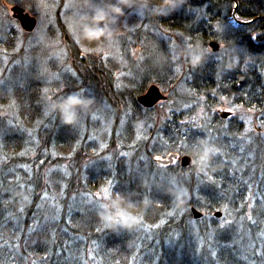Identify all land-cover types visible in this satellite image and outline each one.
<instances>
[{"label": "trees", "instance_id": "16d2710c", "mask_svg": "<svg viewBox=\"0 0 264 264\" xmlns=\"http://www.w3.org/2000/svg\"><path fill=\"white\" fill-rule=\"evenodd\" d=\"M147 2L152 8L160 0ZM233 5L183 0L167 14L162 9L147 14L161 33L149 34V45L167 58L160 68L147 67L148 59L130 64L121 55L104 60L89 53L99 40L92 35L89 40L78 35L81 44L65 37L64 50L55 48L58 59L48 60L52 23L18 45L24 34L0 12V25L13 22L0 33V264H264L263 140L249 145L250 158L232 159L246 136L242 110L259 117V131L264 128V19L230 25ZM187 9H197L199 21ZM237 16L242 21L264 16V0H236ZM208 41L221 43L230 55L237 49L238 65L207 53ZM180 44L210 58L193 69ZM173 54L178 60L166 65ZM38 62L47 68L43 77ZM175 63L187 70L191 85H180L184 76L179 81L171 76ZM237 75L251 102L241 103L244 93L229 86ZM25 77L27 86L20 88ZM150 82L164 91L176 82L183 90H170V116L157 124L155 109L136 102ZM68 95L93 100L89 113L78 110L72 127L47 112L48 99ZM223 104L235 111L232 119L214 112ZM199 109L208 115L206 124L197 122ZM205 146L216 153L203 172L193 163L181 167L154 159L169 154L197 159ZM181 189L188 199L177 206L172 194ZM117 196L121 208L139 217L137 227L101 226L98 217L115 214ZM191 207L203 217L193 218ZM225 221L230 223L221 229Z\"/></svg>", "mask_w": 264, "mask_h": 264}, {"label": "rangeland", "instance_id": "374dc122", "mask_svg": "<svg viewBox=\"0 0 264 264\" xmlns=\"http://www.w3.org/2000/svg\"><path fill=\"white\" fill-rule=\"evenodd\" d=\"M44 2L48 5V7L42 10L41 21L39 24H36L34 33H24L23 31H21V28L18 26L17 21L14 20L19 32L21 31L24 34L22 36L20 35L21 36L20 39L16 40L18 42V45L23 44L24 42H27L28 40L32 39L31 38L32 34L38 35L44 32L45 29L48 27V25L52 23L53 25L52 35L54 36H52V41L49 42V47L50 50L52 48L51 56L53 57L55 56V54H58V52H56V49L57 50L59 49V53H60L66 47V44L64 42L65 37L70 39L74 44H81L78 35H81L80 37L82 39L88 38V40L92 35L93 37H95L96 40L98 39L99 40L98 42H95L90 47H88L86 50H88L89 53L101 54V57L104 60L112 59V56L117 60V58L121 55L126 60L128 58H131V60L128 61L130 64H132L131 61L134 62L137 61V64H140L144 61V59H148L150 63L147 65V67L153 65L156 67L158 66V68H160L161 65L164 63V61L167 59V58L166 59L160 58L157 49L154 50V47H151L149 45L150 44L149 41L151 40V39L149 40L150 38L149 34L151 33L156 35L158 33L159 35L161 34L159 32L160 30L156 29L152 22L150 21L149 23L147 22L148 20L147 14L155 15L158 12V10L161 9L158 7L157 4L151 8L147 0H134L131 7L124 8L122 10L121 15L115 16L110 12V8L116 6V0H44ZM69 4L71 5L70 7H65V5H69ZM11 6H18L24 10V8L19 3V0H0V12L6 15V17L11 18V12H10ZM176 9H178V7ZM162 10H165L164 11L165 14L170 12V10L167 8H164ZM26 11L27 9L24 10V12ZM186 12L187 14L189 13L192 14L194 20L196 19V21H199L201 17V13L198 12L197 9H187L185 10V13ZM26 13L34 17L35 21L37 20V17L39 15V13L34 7L31 8ZM97 15H102L104 19L101 22H97L95 19ZM55 18H57V21H55ZM60 24H62L63 28H60L61 26ZM163 34H165L164 31ZM159 35H157V37ZM209 43L210 42H207L206 51L207 53L210 52L214 53L215 51L211 49ZM216 43L218 44V50L220 52L221 43L219 42ZM83 45L87 46L88 44L83 43ZM170 47L174 48L173 44H171ZM179 47L181 49L183 48L185 49V45L183 46V44H180ZM221 48H224V46ZM184 49L183 51L180 52L186 53L187 50ZM191 51L196 52V50H191ZM53 53L55 54L53 55ZM231 53H232L231 57L229 56L228 52L226 54H223L224 59H226L228 62L229 61L233 62L237 66L239 63L237 62V58H235V53H238L237 49L233 50ZM174 61L176 60H173V58H171V60H169L168 64L166 65H169ZM186 63L188 64V62ZM234 64L233 67H235ZM172 68L173 70H175L173 73H171L172 77H175L179 81L180 77L184 76L183 78L180 79V81H182L180 82L181 86L182 83L185 84V82H188V84L191 85L192 78L190 75H186L187 70L185 71L184 69L180 68L179 63L178 64L175 63V65H173ZM232 68L229 69L232 70ZM150 84L153 83L151 82L148 83L147 87ZM166 88H167L166 91H164V89L162 90V88L159 87L160 93L162 96H164V99L158 101V103L155 106L151 107L155 109L154 114L152 115L154 120L152 124L154 123L157 124L159 120H165V118L167 119L170 116L171 113L170 109L172 107L170 102L174 100V98L170 96V90L172 88H175L178 94H181L183 92L182 88L181 87L179 88L176 82L172 83L169 87ZM146 89L144 90V92L146 91ZM224 104H226V102H224ZM224 104L217 106L214 109V112L218 116H220L219 112H232L228 114L226 117L222 118L224 121H227L232 119V116L234 115L235 111L230 109L227 105ZM242 111H245L243 112L244 114L243 120L245 123L244 124L245 127H243V130L246 136H243L242 140L238 141L239 145H235L236 148L238 147V154L234 155V158L232 156L233 160L241 156L246 157L247 159L250 158L251 153L247 151V148L250 147L251 144L253 146H256L254 140L257 137L262 139L264 142V135H263L264 128L261 129L260 131L258 130L259 117H253V113L251 111H246V110H242ZM240 114L242 116V113ZM94 115L96 117H98L99 115L102 116L103 111H101L100 114L98 112L97 113L95 112L92 114V116ZM163 115L166 116L162 118ZM196 118L199 124H206L207 123L206 121H209L208 115L205 116V112L200 109L199 112L196 113ZM157 157L159 156H155L154 159L157 160ZM160 158L166 159L165 157H159V159ZM175 161H178V159H176ZM177 163L179 164V161ZM173 164H176V162L171 163V165Z\"/></svg>", "mask_w": 264, "mask_h": 264}, {"label": "clouds", "instance_id": "9594fccd", "mask_svg": "<svg viewBox=\"0 0 264 264\" xmlns=\"http://www.w3.org/2000/svg\"><path fill=\"white\" fill-rule=\"evenodd\" d=\"M134 0H116V6L110 8V12L115 16L122 14L124 8L132 6ZM183 3V0H160L158 7L161 9L167 8L170 11L176 9ZM96 21L101 22L104 17L102 15L96 16ZM55 53H53L54 55ZM188 57V65L193 69L199 67L203 62V53H196L189 50L186 53H182ZM228 67H233V64H228ZM47 112H55L58 114L61 124L66 127H72L77 123V113L80 112L89 113V110L93 106V100L89 98H82L79 95H68L62 101H51L48 99L46 101ZM216 153V150L211 147L205 146L203 151L198 153V158L193 159L192 163L198 165L201 172L204 171L205 166L209 163L212 156ZM15 195L21 198V202L26 204L28 202V197L23 193H15ZM174 196L177 206H182L187 202L188 194L183 189L177 190L172 194ZM120 197H115L112 200V207L116 209V212L112 216L100 215L98 218L101 221L102 227L115 228L117 224L125 230H131L138 226L139 217L131 215L124 208H121Z\"/></svg>", "mask_w": 264, "mask_h": 264}, {"label": "water", "instance_id": "95a60500", "mask_svg": "<svg viewBox=\"0 0 264 264\" xmlns=\"http://www.w3.org/2000/svg\"><path fill=\"white\" fill-rule=\"evenodd\" d=\"M236 5V4H234ZM235 9L236 7L233 8L232 12H231V17H232V22L237 23L238 25H248L256 20H259L261 18H264V16L261 17H256L253 18L251 20L248 21H242V20H236L235 19ZM11 10L15 13L14 17L17 18L20 26L22 29L26 31H30L34 28L36 21L34 19V17L29 16L27 13H24L22 9H20L17 6H13L11 8ZM247 22V23H245ZM209 46L211 47V49L213 51H216L218 49V44L215 41H211L209 43ZM240 82L242 81L239 80ZM164 99V96L161 95L160 90L157 86L155 85H150L147 87L146 91L137 97V102L145 107V108H151L153 107L155 104L158 103V101ZM228 114H230V112H219L220 117H226ZM172 158H174L175 160L178 159L179 164L181 167H188L192 165V160L191 157L188 155H184L181 156L180 158H178V156L176 154H169L166 159L164 160H156V162L158 164H162V165H170L172 162H170L172 160ZM190 213L192 214L193 218H201L203 217V213L197 211L195 208L191 207L190 208ZM215 217H219L220 213L219 212H215L213 214Z\"/></svg>", "mask_w": 264, "mask_h": 264}, {"label": "snow or ice", "instance_id": "6c2138e0", "mask_svg": "<svg viewBox=\"0 0 264 264\" xmlns=\"http://www.w3.org/2000/svg\"><path fill=\"white\" fill-rule=\"evenodd\" d=\"M19 3L21 4V6L24 8V10L27 9V11H29L31 8H35L37 10V12L39 13L38 17H37V20H36V24H39L40 21H41V12L42 10H44L45 8L48 7V5L44 2V0H19ZM71 5H65V7H70ZM233 7H236V5H233ZM26 11V12H27ZM236 20H240L241 18L239 16L235 17ZM247 23V22H245ZM159 35V33L157 34ZM252 39L255 40L256 39V36L253 35L252 36ZM168 41V39H166ZM171 44L169 45V51H171ZM220 53L223 55V54H226L227 53V49L226 48H221L220 46ZM246 55V54H245ZM172 58L173 60H178V57L175 56L174 54L172 55ZM48 60H54V59H58V57H48L47 58ZM45 72H47V68L44 67L43 65L39 64L38 62V74L40 77H43ZM30 77H25L24 80L21 81V83L19 84V87L20 88H25L27 86V80L29 79ZM65 94H63L62 96H64ZM47 115V113H46ZM95 119V117H93ZM183 123V122H182ZM184 146H188V145H184ZM157 160L159 161V157H157ZM172 163H175V159L172 158V160L170 161ZM205 175H207V173H205ZM209 179H211V177H209ZM111 183V182H109ZM261 197L264 198V193H261ZM21 211H23V209H21ZM172 213H170L171 215ZM249 219H251V217H249ZM230 222L228 221H225L223 223H221L219 225V227L221 229H224Z\"/></svg>", "mask_w": 264, "mask_h": 264}, {"label": "bare ground", "instance_id": "6f19581e", "mask_svg": "<svg viewBox=\"0 0 264 264\" xmlns=\"http://www.w3.org/2000/svg\"><path fill=\"white\" fill-rule=\"evenodd\" d=\"M231 1H233V3L234 4H236V0H231ZM13 6H11L10 7V12H11V18L13 19V20H16L17 21V23H18V26L21 28V26H20V24H19V22H18V20H17V18L16 17H14V12L11 10V8H12ZM18 7V6H17ZM20 8V7H19ZM20 9H22V8H20ZM23 10V9H22ZM23 12H24V10H23ZM24 13H26V12H24ZM28 14V13H27ZM29 15V14H28ZM30 16V15H29ZM32 17V16H31ZM258 17V16H257ZM254 18H256V17H254ZM261 19H264V18H261ZM86 20V19H85ZM13 22H8V23H4V24H2V25H0V33H2L3 31H5L7 28H9V27H11V24H12ZM230 25H232V22L230 21V23H229ZM35 27H36V24H35V26H34V28L32 29V30H28V31H26L25 32V30L24 29H22L21 28V31H23L24 33H34V31H35ZM7 31H9V29H7L5 32H7ZM208 42H211V41H208ZM214 53H216L217 54V57H218V59H220V60H222V59H224V56L219 52V50L217 49ZM229 56L231 57L232 55H230L229 54ZM210 57H208V56H205L204 57V59H206V61L209 59ZM235 72V71H234ZM237 72H235V74H236ZM241 79H243V77L241 76V75H237V78H236V81H237V83L235 82V81H231L230 80V83H229V86H234V88L235 89H237V90H240L241 92H243L244 94H243V96L242 97H240V102L241 103H244V102H251V100H252V98H250V97H248L247 96V94L245 93V90H247V89H245V88H243V87H241V86H239V85H241V83L243 82V80L240 82L239 80H241ZM226 80V79H225ZM150 85H155V84H150ZM149 85V86H150ZM156 86V85H155ZM143 93H141L140 95H142ZM139 95V96H140ZM138 97V96H137ZM137 97H136V102H137ZM236 102V101H235ZM138 103V102H137ZM139 104V103H138ZM140 105V104H139ZM156 105V104H155ZM154 105V106H155ZM235 105H237V103H235ZM164 159V158H163ZM162 158H160V160H163ZM215 213V212H214ZM221 216V215H220ZM219 216V217H220Z\"/></svg>", "mask_w": 264, "mask_h": 264}]
</instances>
